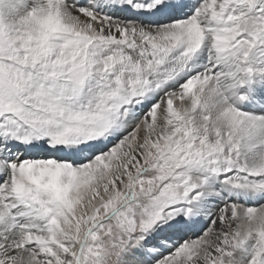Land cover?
<instances>
[{"label":"snow or ice","instance_id":"6c2138e0","mask_svg":"<svg viewBox=\"0 0 264 264\" xmlns=\"http://www.w3.org/2000/svg\"><path fill=\"white\" fill-rule=\"evenodd\" d=\"M0 264H264V0H0Z\"/></svg>","mask_w":264,"mask_h":264}]
</instances>
